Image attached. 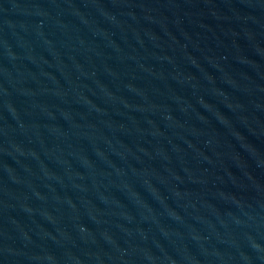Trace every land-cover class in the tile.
<instances>
[{
	"label": "water",
	"instance_id": "1",
	"mask_svg": "<svg viewBox=\"0 0 264 264\" xmlns=\"http://www.w3.org/2000/svg\"><path fill=\"white\" fill-rule=\"evenodd\" d=\"M0 264H264V0H0Z\"/></svg>",
	"mask_w": 264,
	"mask_h": 264
}]
</instances>
